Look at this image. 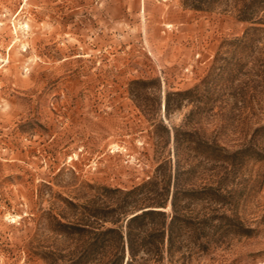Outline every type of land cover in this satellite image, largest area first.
Segmentation results:
<instances>
[{"label":"rangeland","instance_id":"rangeland-1","mask_svg":"<svg viewBox=\"0 0 264 264\" xmlns=\"http://www.w3.org/2000/svg\"><path fill=\"white\" fill-rule=\"evenodd\" d=\"M248 26L181 0H0V264L73 258L89 234L58 222L86 224L79 206L173 162L174 129L264 155V34L233 43ZM138 80L156 81L140 107ZM196 86L198 101L164 115L166 93ZM234 176V212L252 233L191 264H264V156Z\"/></svg>","mask_w":264,"mask_h":264},{"label":"trees","instance_id":"trees-1","mask_svg":"<svg viewBox=\"0 0 264 264\" xmlns=\"http://www.w3.org/2000/svg\"><path fill=\"white\" fill-rule=\"evenodd\" d=\"M181 3L193 11H234L237 19L249 26L233 43H257L262 39L264 0ZM155 83H130L138 87L134 92L130 90L136 105L146 97L142 91ZM197 90L198 86L166 93L164 115L179 110L181 102L198 101ZM171 97L179 98V102L171 103ZM173 137V162H160L152 177L131 189H106L112 194L108 204L79 206L87 216L86 224L83 220L75 225L58 222L62 229H71L79 236L89 234L77 254L61 264H124L125 258V264H191L193 255L208 254L214 247L227 245L230 237L252 233L234 212V172L244 158L263 159L264 155L253 147L229 150L204 140L195 130L177 128ZM181 149L187 155H180ZM104 224L110 226L105 228Z\"/></svg>","mask_w":264,"mask_h":264},{"label":"water","instance_id":"water-1","mask_svg":"<svg viewBox=\"0 0 264 264\" xmlns=\"http://www.w3.org/2000/svg\"><path fill=\"white\" fill-rule=\"evenodd\" d=\"M125 262H126V258H125L124 264H125Z\"/></svg>","mask_w":264,"mask_h":264}]
</instances>
